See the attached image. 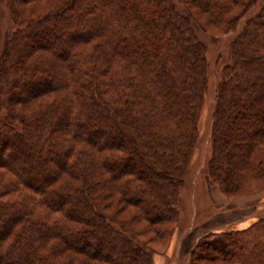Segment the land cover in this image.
<instances>
[{
  "label": "trees",
  "instance_id": "1",
  "mask_svg": "<svg viewBox=\"0 0 264 264\" xmlns=\"http://www.w3.org/2000/svg\"><path fill=\"white\" fill-rule=\"evenodd\" d=\"M258 2L0 0V264H154L107 210L117 198L170 234L209 82L193 8L231 30ZM261 5L217 86L208 175L228 194L264 180ZM191 255L264 264V218L209 232Z\"/></svg>",
  "mask_w": 264,
  "mask_h": 264
},
{
  "label": "rangeland",
  "instance_id": "2",
  "mask_svg": "<svg viewBox=\"0 0 264 264\" xmlns=\"http://www.w3.org/2000/svg\"><path fill=\"white\" fill-rule=\"evenodd\" d=\"M262 2L259 0L231 30L226 29L225 24L214 25L207 15H199V10L193 8L199 21L193 22L194 29L207 49L209 82L198 119V140L180 190L179 216L176 223L169 224L170 234L160 236L140 215L137 206L120 203L117 198L107 210L154 250V264H192L191 250L204 235L211 231L245 228L264 218V180H246L241 190L228 194L208 175V162L213 153L212 126L217 86L224 77L231 43L244 28L246 20L260 10ZM178 5L185 11L183 4ZM15 28L8 9L3 8V32L10 33ZM3 47L4 40H1L0 56ZM4 115L5 112L0 110V117Z\"/></svg>",
  "mask_w": 264,
  "mask_h": 264
}]
</instances>
